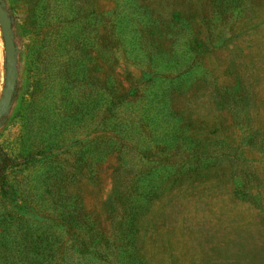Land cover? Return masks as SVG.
I'll use <instances>...</instances> for the list:
<instances>
[{"label": "rangeland", "instance_id": "rangeland-1", "mask_svg": "<svg viewBox=\"0 0 264 264\" xmlns=\"http://www.w3.org/2000/svg\"><path fill=\"white\" fill-rule=\"evenodd\" d=\"M1 2L0 264H264V0Z\"/></svg>", "mask_w": 264, "mask_h": 264}, {"label": "water", "instance_id": "water-1", "mask_svg": "<svg viewBox=\"0 0 264 264\" xmlns=\"http://www.w3.org/2000/svg\"><path fill=\"white\" fill-rule=\"evenodd\" d=\"M0 29L3 34L4 42V59H5V76L7 81L6 92L3 97V107L0 108V119L3 112L11 102L15 83L13 81V67L15 65V44L11 36L12 24L9 15L0 0Z\"/></svg>", "mask_w": 264, "mask_h": 264}, {"label": "trees", "instance_id": "trees-1", "mask_svg": "<svg viewBox=\"0 0 264 264\" xmlns=\"http://www.w3.org/2000/svg\"><path fill=\"white\" fill-rule=\"evenodd\" d=\"M74 1V0H73ZM90 18L88 20V24L92 23V18H93V14H91V12H89V15H88ZM33 71L36 69V65H32V68H31ZM32 71V73H33ZM0 73H1V60H0ZM31 79V76L30 78H28V80H26V83L28 84V89L30 91V96L33 95L35 93V85H29V80ZM26 87V85H25ZM84 121V113L81 111L80 112V117H75V123L76 122H82ZM70 123H73V121L71 120ZM2 154H1V161H0V191L2 193L3 196L5 197H8L9 196V188L7 186V170L16 166L17 164H19L18 162V159L16 158H12L10 156L7 155L6 151H1ZM30 154L26 156V158H23V160L25 159H30ZM22 160V161H23ZM74 213H71V212H67L66 213V216L70 217V220L73 221L75 219L74 217ZM45 255H40V262L41 264H44L46 262V258L44 257Z\"/></svg>", "mask_w": 264, "mask_h": 264}]
</instances>
